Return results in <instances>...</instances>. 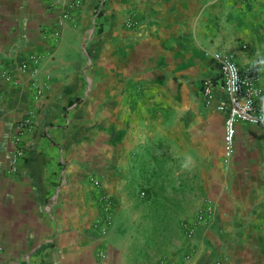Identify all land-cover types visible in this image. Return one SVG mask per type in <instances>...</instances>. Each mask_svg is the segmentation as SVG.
<instances>
[{
    "label": "crops",
    "instance_id": "0c3cea01",
    "mask_svg": "<svg viewBox=\"0 0 264 264\" xmlns=\"http://www.w3.org/2000/svg\"><path fill=\"white\" fill-rule=\"evenodd\" d=\"M73 2L0 0V65L16 77L0 83V264H264V124L238 122L225 160L223 91L210 105L202 93L219 75L213 52L243 70L261 59L264 110V0ZM29 54L38 76L17 68ZM38 81L36 129L15 160ZM162 168L204 202L193 239L177 221L194 211L175 220L142 201ZM91 174L118 204L105 240Z\"/></svg>",
    "mask_w": 264,
    "mask_h": 264
},
{
    "label": "built area",
    "instance_id": "2783aa9c",
    "mask_svg": "<svg viewBox=\"0 0 264 264\" xmlns=\"http://www.w3.org/2000/svg\"><path fill=\"white\" fill-rule=\"evenodd\" d=\"M73 4L78 7L80 0H74ZM102 11V4H98L95 13ZM73 16L68 11L62 14V23L72 20ZM126 25H132L133 21L127 18ZM140 25V24H139ZM141 27H144L141 25ZM54 35L59 32L54 30ZM244 47L247 48L246 44ZM212 60L217 66L219 75L216 77H205L202 81V93L207 105L213 101V91L216 85H219L223 91V96L217 103L218 110L225 113V131L223 136V156L225 160H230L235 152V135L238 122H247L251 124H264V110L258 105V99L261 94L259 86V74L262 60H257L253 68L243 70L232 53H223L216 51L212 53ZM39 54H29L18 63V69L21 71L31 70L33 76H38L41 63ZM2 81L16 82L15 73L7 69L5 65H0V83ZM45 86V81H38L37 94L35 95V105H33L27 117L19 124V131L12 138L13 156L15 160H21L25 155V144L23 143V134L26 131L34 132L36 129V119L41 106V92ZM89 180L93 184L97 193V203L99 207V216L94 222V227L98 237L105 240L112 231L115 223V216L118 209L117 201L109 195L103 187L102 180L96 174H91ZM204 217V210L195 214L193 219L180 220L179 226L187 238L195 237V226Z\"/></svg>",
    "mask_w": 264,
    "mask_h": 264
},
{
    "label": "rangeland",
    "instance_id": "374dc122",
    "mask_svg": "<svg viewBox=\"0 0 264 264\" xmlns=\"http://www.w3.org/2000/svg\"><path fill=\"white\" fill-rule=\"evenodd\" d=\"M164 174V178L162 177ZM166 169H159V181L158 183H149V180L145 186L140 190V196L142 201H148L151 199L149 208L160 211V215L168 213L169 218H176L187 211H194L195 213L204 209V202L192 199L191 191H194V188H189L191 195L186 193V190L183 186L175 187L174 190H171L172 186H168L165 182ZM164 180V181H163ZM168 187L170 188L168 190ZM172 194V195H171ZM187 198V199H186ZM145 207V205H144ZM147 208V207H146ZM154 215V214H153ZM164 219V217L162 218ZM178 223L180 220L177 221ZM177 223V224H178Z\"/></svg>",
    "mask_w": 264,
    "mask_h": 264
}]
</instances>
